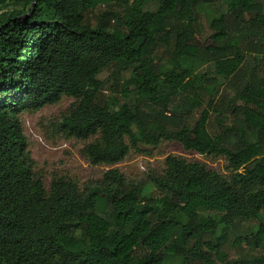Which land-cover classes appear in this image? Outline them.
Instances as JSON below:
<instances>
[{
	"label": "trees",
	"instance_id": "obj_1",
	"mask_svg": "<svg viewBox=\"0 0 264 264\" xmlns=\"http://www.w3.org/2000/svg\"><path fill=\"white\" fill-rule=\"evenodd\" d=\"M216 2L203 35L198 7ZM102 3L119 10L91 21ZM199 58L215 76L192 71ZM64 96L53 130L85 140L92 164L175 141L224 157L227 173L169 154L145 182L110 167L97 183L56 175L46 188L20 114ZM263 155L264 0H0V264H264L223 250L237 222L257 220L236 243L264 242Z\"/></svg>",
	"mask_w": 264,
	"mask_h": 264
},
{
	"label": "rangeland",
	"instance_id": "obj_2",
	"mask_svg": "<svg viewBox=\"0 0 264 264\" xmlns=\"http://www.w3.org/2000/svg\"><path fill=\"white\" fill-rule=\"evenodd\" d=\"M223 2L208 3L200 5L197 10V23L203 35L210 32L209 22L221 9ZM155 5L150 2L147 5L148 9H153ZM118 11V7L114 4L102 3L88 14L91 21H96V17L104 11ZM111 22H115V18L108 14ZM237 35H232L235 38ZM239 38L241 36H238ZM254 53H246V61L254 63ZM161 59V58H160ZM163 66H166L165 60L161 61ZM194 73H207L209 76H215L214 63L204 59H194L188 61ZM132 67L123 70L125 78L130 76ZM109 71H103L99 77L106 79ZM220 82H224L222 76H218ZM224 91L230 92L229 89L222 88ZM231 93V92H230ZM74 99L71 97H62L60 101L48 103L38 110H26L20 114L24 133L27 137L28 149L31 158L33 159L34 170L39 172L46 188H49L52 178L56 175H68L76 180L80 186L100 179L103 173L110 167H117L128 179L137 181L148 180L147 169L161 171L164 168V161L167 155H180L188 160H198L206 164L210 169L220 173H227L226 159L224 157L207 156L200 153L186 151L175 141H163L156 146L140 144L138 148H133L129 154L120 162L114 165L107 164H92L82 153V148L86 141L74 136H67L62 133H56L53 130L52 122H55L66 113L71 102ZM145 109L151 111L152 106L146 105ZM223 121L229 124H238L247 132L248 128L233 120L229 116H225ZM264 162V155L261 157ZM146 171V172H145ZM200 217L204 218L213 213L205 210H199ZM257 220L247 222H237L230 230L229 240L224 244L223 250L231 259L246 258L251 260L255 256L264 255V242L257 247L247 245L246 243L238 244L235 238L239 235L250 233L256 226ZM75 236L83 239L82 230L75 231ZM209 235L205 239H209ZM173 258L166 264H172Z\"/></svg>",
	"mask_w": 264,
	"mask_h": 264
}]
</instances>
